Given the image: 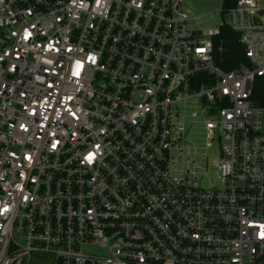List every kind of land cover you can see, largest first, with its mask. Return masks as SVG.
Wrapping results in <instances>:
<instances>
[{"label": "built area", "instance_id": "obj_1", "mask_svg": "<svg viewBox=\"0 0 264 264\" xmlns=\"http://www.w3.org/2000/svg\"><path fill=\"white\" fill-rule=\"evenodd\" d=\"M191 1L0 0V264H264V0Z\"/></svg>", "mask_w": 264, "mask_h": 264}, {"label": "rangeland", "instance_id": "obj_2", "mask_svg": "<svg viewBox=\"0 0 264 264\" xmlns=\"http://www.w3.org/2000/svg\"><path fill=\"white\" fill-rule=\"evenodd\" d=\"M191 5L194 8L193 11L195 14H205L198 21V25L200 27H210L215 26L220 20V14L217 10H219L220 4L215 0H192ZM189 110H193L192 107H189ZM194 111V110H193ZM192 111V112H193ZM207 118H212L211 115H207ZM217 135V134H216ZM214 136L209 139V144H205V140H200L198 137L203 136V132L198 133H190L187 135V138L192 142H200L201 148L193 149L191 147L189 151H185L183 156V165L188 166L189 168L195 170L196 172L203 171L204 167H207V175L209 178L214 180L215 174L212 169V162L219 159L220 157V146L218 136ZM30 264H35L31 262Z\"/></svg>", "mask_w": 264, "mask_h": 264}, {"label": "trees", "instance_id": "obj_3", "mask_svg": "<svg viewBox=\"0 0 264 264\" xmlns=\"http://www.w3.org/2000/svg\"><path fill=\"white\" fill-rule=\"evenodd\" d=\"M213 60L223 70H230L239 64L247 63L238 34L227 26L221 28L214 42ZM258 80L255 79V85ZM252 99L257 105L264 106V88L254 87Z\"/></svg>", "mask_w": 264, "mask_h": 264}]
</instances>
